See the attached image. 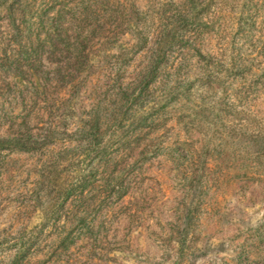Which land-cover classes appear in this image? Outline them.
Here are the masks:
<instances>
[{
  "label": "rangeland",
  "instance_id": "374dc122",
  "mask_svg": "<svg viewBox=\"0 0 264 264\" xmlns=\"http://www.w3.org/2000/svg\"><path fill=\"white\" fill-rule=\"evenodd\" d=\"M0 264H264V0H0Z\"/></svg>",
  "mask_w": 264,
  "mask_h": 264
},
{
  "label": "trees",
  "instance_id": "16d2710c",
  "mask_svg": "<svg viewBox=\"0 0 264 264\" xmlns=\"http://www.w3.org/2000/svg\"><path fill=\"white\" fill-rule=\"evenodd\" d=\"M148 75L152 78V77L156 76V73L154 72L153 69H150V70L148 71ZM93 136H95V135H93Z\"/></svg>",
  "mask_w": 264,
  "mask_h": 264
}]
</instances>
